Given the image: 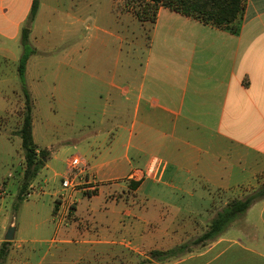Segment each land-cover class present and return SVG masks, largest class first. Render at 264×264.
Instances as JSON below:
<instances>
[{
  "label": "crops",
  "instance_id": "crops-1",
  "mask_svg": "<svg viewBox=\"0 0 264 264\" xmlns=\"http://www.w3.org/2000/svg\"><path fill=\"white\" fill-rule=\"evenodd\" d=\"M33 1L0 0V59L6 65L19 60V53L5 42L22 43ZM142 25L152 30L145 75L129 73L123 78L127 83H118L116 74L102 81L108 89L106 96H100L103 117L112 125L101 130L112 136L104 158L113 160L104 162L103 153L94 156L93 165L87 162L89 173L129 179L136 165L143 170L158 158L160 177L146 181L190 201L176 210L167 206L170 209L161 214L147 209L148 221L134 216L129 225L124 221L95 222L90 229L76 222L72 228L66 225L59 233L61 240L52 239L45 250L17 241L13 222L14 250L6 264H27L23 259L30 256L33 261L38 257L35 264H138L153 250L184 245L188 253L150 264H264V200L232 224L240 221L238 233L229 228L196 244L230 201L243 200L264 186V0H246L245 11L233 26L237 32L163 7L155 24ZM28 71L29 61L26 76ZM6 83L0 82V97L10 91ZM101 137L97 133L95 142ZM146 181L136 193L142 192ZM183 211L191 216H183ZM8 225L5 208L0 212V246L7 241ZM186 226L206 229L202 234H184ZM150 228H158L156 234Z\"/></svg>",
  "mask_w": 264,
  "mask_h": 264
},
{
  "label": "rangeland",
  "instance_id": "rangeland-1",
  "mask_svg": "<svg viewBox=\"0 0 264 264\" xmlns=\"http://www.w3.org/2000/svg\"><path fill=\"white\" fill-rule=\"evenodd\" d=\"M143 3L142 0H40L29 37L26 85L34 104V140L51 155L29 189L31 196H27L17 213L13 206L26 170L22 141L16 134L24 112L18 73L24 49L21 42H5L9 49L19 53V60L6 65L0 59V82H7L5 86L10 90L0 97V212L8 209V230L16 222V240L26 246L45 250L52 239L61 240L64 226L72 228L75 222L89 229L95 228V222L110 225L124 221L129 225L135 221L134 216L148 221L147 209L161 214L166 213L167 206L175 209L190 201L169 195L160 184L148 179L142 181L147 183L138 194L131 187L133 181L127 178L116 180L118 176L113 173H103L97 178L89 173L88 163L94 164V156L103 153L104 162L113 160V156L104 158L112 136L101 130L112 125L103 117L105 106L100 96H106L108 89L102 81L116 74L118 83H127L123 78L129 73L138 78L145 75L152 30L134 15ZM97 133L102 137L96 143ZM75 157L84 161L88 173L76 171L78 186L74 191L64 190L63 180L69 174V162ZM136 167L135 170H142V166ZM57 203L59 208L63 204L64 207L55 215ZM129 211L132 216L125 217ZM182 214L191 216L188 211ZM243 218L244 215L239 220ZM240 221L230 227L234 233L241 228ZM156 229L149 230L156 234ZM205 229L186 226L184 234H202ZM129 242L125 240V244ZM148 254L146 251L145 255ZM31 257L23 262L35 264L38 257L34 261Z\"/></svg>",
  "mask_w": 264,
  "mask_h": 264
},
{
  "label": "trees",
  "instance_id": "trees-1",
  "mask_svg": "<svg viewBox=\"0 0 264 264\" xmlns=\"http://www.w3.org/2000/svg\"><path fill=\"white\" fill-rule=\"evenodd\" d=\"M131 1V0H127ZM144 3L135 10L136 19L142 23L155 24L159 10L163 7L170 11L179 13L185 17L193 18L204 25H211L220 29H231L237 32L234 24L239 21L246 8V0H142ZM40 8V0H34L27 27L24 28L22 46L24 54L20 59L18 73L22 85L24 96V112L21 127L16 134L21 138L22 151L25 159L26 170L22 185L19 189L18 197L13 206L14 213H17L22 204L27 200L29 189L33 181L37 178L41 170L46 166L47 159L50 158V151L40 149L34 140V120H33V99L26 85V72L29 61L28 44L31 33V25L36 19ZM233 27V28H232ZM142 182H131V187L137 190ZM264 200V186L254 191L243 200L234 199L227 206L217 213L211 221L207 231L196 241V244L206 243L226 232L232 224L245 215L247 211L257 202ZM59 210L58 203L55 205L54 214ZM12 241H4L0 246V264H6ZM188 246L161 251L153 250L149 254V259L140 261L138 264H150L154 261H166L179 258L188 253Z\"/></svg>",
  "mask_w": 264,
  "mask_h": 264
},
{
  "label": "built area",
  "instance_id": "built-area-1",
  "mask_svg": "<svg viewBox=\"0 0 264 264\" xmlns=\"http://www.w3.org/2000/svg\"><path fill=\"white\" fill-rule=\"evenodd\" d=\"M76 171H79V174L88 173L87 165L80 157H75L69 162V174L63 180L62 184L64 190L74 191L78 186V184H76V179L78 178L79 174ZM160 172L161 162L158 158H154L145 169L134 170L131 173L129 180L133 182H142L144 179L156 180L160 177ZM28 196L30 197L31 194Z\"/></svg>",
  "mask_w": 264,
  "mask_h": 264
},
{
  "label": "water",
  "instance_id": "water-1",
  "mask_svg": "<svg viewBox=\"0 0 264 264\" xmlns=\"http://www.w3.org/2000/svg\"><path fill=\"white\" fill-rule=\"evenodd\" d=\"M14 231H15L14 227L10 228V230L8 232V235L6 236V240L7 241H13V239H14Z\"/></svg>",
  "mask_w": 264,
  "mask_h": 264
}]
</instances>
